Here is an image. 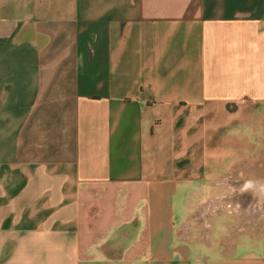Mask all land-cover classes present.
<instances>
[{
    "label": "crops",
    "instance_id": "0c3cea01",
    "mask_svg": "<svg viewBox=\"0 0 264 264\" xmlns=\"http://www.w3.org/2000/svg\"><path fill=\"white\" fill-rule=\"evenodd\" d=\"M262 213L264 0H0V264H264Z\"/></svg>",
    "mask_w": 264,
    "mask_h": 264
},
{
    "label": "rangeland",
    "instance_id": "374dc122",
    "mask_svg": "<svg viewBox=\"0 0 264 264\" xmlns=\"http://www.w3.org/2000/svg\"><path fill=\"white\" fill-rule=\"evenodd\" d=\"M234 197H232L231 199H229V200H231V202L233 203V201H236L237 202V204L235 205V204H233V207H232V209H233V214L231 215V216H236L237 214H240V212H237V210L238 209H240V211L241 210H243L244 209V206H246V204H247V202L249 201L250 202V197L248 196V197H245V196H238V195H236L235 193H234V195H233ZM248 202V203H249ZM227 211V210H226ZM212 212V211H211ZM220 213H223L222 212V210L221 211H219ZM249 215L251 216V214L249 213ZM253 217L254 216H256V215H252ZM259 217L261 216L262 218L264 217V214L262 213L261 215L259 214L258 215ZM220 219H224V217L223 218H220ZM216 222H218V221H216Z\"/></svg>",
    "mask_w": 264,
    "mask_h": 264
},
{
    "label": "built area",
    "instance_id": "2783aa9c",
    "mask_svg": "<svg viewBox=\"0 0 264 264\" xmlns=\"http://www.w3.org/2000/svg\"><path fill=\"white\" fill-rule=\"evenodd\" d=\"M229 199H231V198H227V199L219 202L217 205H219V209H221L224 214L232 215L233 214V209H232L233 204L236 205L237 202L233 201V203H232L231 200H229ZM237 212H241L240 209H238Z\"/></svg>",
    "mask_w": 264,
    "mask_h": 264
},
{
    "label": "clouds",
    "instance_id": "9594fccd",
    "mask_svg": "<svg viewBox=\"0 0 264 264\" xmlns=\"http://www.w3.org/2000/svg\"><path fill=\"white\" fill-rule=\"evenodd\" d=\"M253 188V181H246L244 185L242 186V190L246 191Z\"/></svg>",
    "mask_w": 264,
    "mask_h": 264
}]
</instances>
